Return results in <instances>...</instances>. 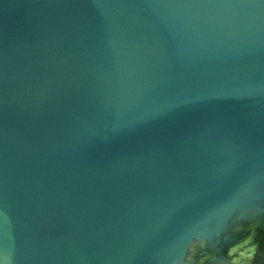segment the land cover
Masks as SVG:
<instances>
[{
  "label": "water",
  "instance_id": "water-1",
  "mask_svg": "<svg viewBox=\"0 0 264 264\" xmlns=\"http://www.w3.org/2000/svg\"><path fill=\"white\" fill-rule=\"evenodd\" d=\"M0 264H264V0H0Z\"/></svg>",
  "mask_w": 264,
  "mask_h": 264
}]
</instances>
